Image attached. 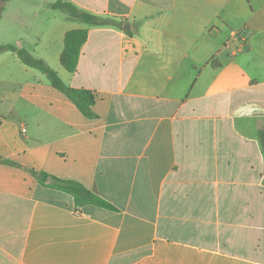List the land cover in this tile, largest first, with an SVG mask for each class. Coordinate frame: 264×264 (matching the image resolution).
<instances>
[{
  "label": "crops",
  "instance_id": "1",
  "mask_svg": "<svg viewBox=\"0 0 264 264\" xmlns=\"http://www.w3.org/2000/svg\"><path fill=\"white\" fill-rule=\"evenodd\" d=\"M55 1L6 2L0 45L92 92L96 118L0 53V158L19 166L0 163V264H264V0H68L121 28Z\"/></svg>",
  "mask_w": 264,
  "mask_h": 264
},
{
  "label": "trees",
  "instance_id": "2",
  "mask_svg": "<svg viewBox=\"0 0 264 264\" xmlns=\"http://www.w3.org/2000/svg\"><path fill=\"white\" fill-rule=\"evenodd\" d=\"M9 0H0V15L4 8V5ZM52 10L63 12L67 15L69 20L84 24L89 27H106L114 26L121 28V23L116 22L111 18H101L94 16L86 11H83L70 3L68 0H56L50 5ZM87 38V30H72L64 36V49L60 57V64L64 70L69 73H73L76 70L80 49L85 43ZM9 52L14 54L17 59L26 67L34 69L42 73L52 88L65 95L68 100L73 103L80 113L87 119H94L92 107L94 105V94L88 90L76 89L66 85L59 75L42 59L33 57L25 49H19L13 45H0V53ZM260 144L264 149V132L259 133ZM0 163L18 166L8 161H4L0 158ZM19 167V166H18ZM28 172L38 179L42 184H48L53 188L64 191L79 199L87 202H95V197L86 190L82 185L72 182L63 181L52 177L46 173L35 172L28 170Z\"/></svg>",
  "mask_w": 264,
  "mask_h": 264
},
{
  "label": "rangeland",
  "instance_id": "3",
  "mask_svg": "<svg viewBox=\"0 0 264 264\" xmlns=\"http://www.w3.org/2000/svg\"><path fill=\"white\" fill-rule=\"evenodd\" d=\"M30 53V52H29ZM31 54V53H30ZM33 57H35V58H38V57H36L34 54H31ZM39 72V71H38ZM42 74V73H41Z\"/></svg>",
  "mask_w": 264,
  "mask_h": 264
},
{
  "label": "water",
  "instance_id": "4",
  "mask_svg": "<svg viewBox=\"0 0 264 264\" xmlns=\"http://www.w3.org/2000/svg\"><path fill=\"white\" fill-rule=\"evenodd\" d=\"M126 25V24H125ZM123 30H126V26L123 27Z\"/></svg>",
  "mask_w": 264,
  "mask_h": 264
}]
</instances>
